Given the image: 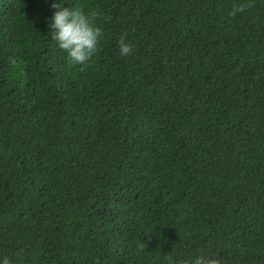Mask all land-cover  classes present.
Instances as JSON below:
<instances>
[{
  "label": "trees",
  "instance_id": "obj_1",
  "mask_svg": "<svg viewBox=\"0 0 264 264\" xmlns=\"http://www.w3.org/2000/svg\"><path fill=\"white\" fill-rule=\"evenodd\" d=\"M0 264H264V0H0Z\"/></svg>",
  "mask_w": 264,
  "mask_h": 264
}]
</instances>
